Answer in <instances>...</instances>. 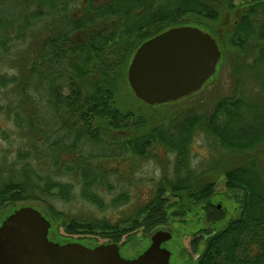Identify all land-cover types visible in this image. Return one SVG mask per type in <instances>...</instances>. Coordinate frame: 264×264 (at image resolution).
I'll return each mask as SVG.
<instances>
[{"label":"trees","instance_id":"obj_1","mask_svg":"<svg viewBox=\"0 0 264 264\" xmlns=\"http://www.w3.org/2000/svg\"><path fill=\"white\" fill-rule=\"evenodd\" d=\"M4 2L17 7L0 9V115L11 124L0 126V142H8L0 149V210L39 202L65 234L110 243L150 234L202 205L209 225L190 242L191 264H264V0ZM181 25L212 33L257 93L209 107L200 91L145 104L147 115L122 109L137 48ZM22 44L20 68L13 52ZM199 139L209 153L197 161ZM149 160L162 170L147 185L131 168ZM220 179L235 216L212 201ZM76 201L93 211L59 206Z\"/></svg>","mask_w":264,"mask_h":264},{"label":"water","instance_id":"obj_2","mask_svg":"<svg viewBox=\"0 0 264 264\" xmlns=\"http://www.w3.org/2000/svg\"><path fill=\"white\" fill-rule=\"evenodd\" d=\"M221 58L210 32L174 26L137 48L127 78L135 96L147 105L173 103L199 92ZM50 229L51 221L37 208L15 209L0 225V264H171V252L163 246L172 238L168 231H156L143 252L126 258L116 242L96 246L59 242L50 238Z\"/></svg>","mask_w":264,"mask_h":264},{"label":"rangeland","instance_id":"obj_3","mask_svg":"<svg viewBox=\"0 0 264 264\" xmlns=\"http://www.w3.org/2000/svg\"><path fill=\"white\" fill-rule=\"evenodd\" d=\"M17 7L16 3L13 2H4L0 5V9L7 10L11 12L13 9ZM209 32V31H208ZM212 34V33H211ZM218 42V41H217ZM219 44V43H218ZM221 49V46L219 44ZM27 45H19L14 49L13 54L16 56L17 64L21 60L24 59L26 54L28 53ZM222 51V49H221ZM235 60H231L229 54L225 58H221L217 71L203 86L200 90L201 97L205 100L207 105L211 107L219 98L223 96H233L240 95L244 90L245 95L251 96L257 93V89L255 88L256 84L251 79L252 76L247 75L245 72L235 73L234 72V62ZM21 63V62H20ZM19 66V64H18ZM23 64L19 67L21 68ZM4 71L0 69V73ZM12 73V72H10ZM235 73V74H234ZM199 91V92H200ZM133 92V91H132ZM129 91L126 87L123 88L122 94L120 93L119 101L120 106L124 110H132L138 114H149L148 112L151 110L146 103L137 98L135 94ZM2 96L0 95V100ZM264 99V97H263ZM191 103V102H189ZM184 104V103H183ZM181 104L180 107L184 105ZM188 105V104H187ZM264 105V103H263ZM175 109V108H173ZM153 110V109H152ZM46 118L50 119L48 112L46 113ZM10 117L7 115H0V126L8 129L11 127L9 121ZM52 120V119H51ZM50 122V120H49ZM2 147H8V142L3 140L0 142V149ZM209 153L208 145L203 141V139H199L197 141L196 147L194 149V154L197 161H200ZM2 152L0 150V156ZM120 165V162H118ZM135 171L134 175L138 179L140 176L145 177V184H152L149 181L150 178H160L161 176V167L155 160H149L144 163L135 162L134 166L131 168ZM134 185L139 186L136 181ZM133 185V186H134ZM149 188L145 187L147 191ZM217 194L212 199V201L217 205H221L222 208L226 209L228 215H237L236 211V203L233 197L227 195V190L225 187L224 179H220L216 186ZM23 206H33L35 208L39 207L43 210V213L49 216L46 208L41 205L39 202H20L15 204V207L18 209ZM62 210L72 213H88L93 211L94 208H91L90 205L86 202H73L69 204H59ZM14 205L5 206L0 210V225L2 221L13 212L15 208ZM37 208L38 210H40ZM41 211V210H40ZM45 211V212H44ZM42 212V211H41ZM43 214V215H44ZM57 222H51V229L49 236L52 240H56L59 242H69V241H77L88 246H96L102 243H108V240L103 237H87V236H78V235H68L65 234L63 229L60 228ZM226 221L224 220L221 225H224ZM208 224V223H207ZM205 215L202 210V205H193L191 211L185 212V214L181 218L172 217L165 225H161L154 232L150 234H136L131 237H123L119 242H116L120 245V251L122 255L126 258H135L141 252H143L151 243L152 235L158 230L168 231L172 234V238L164 244V247L167 248L171 252L170 261L171 264H191L196 257L195 252L190 247V242L195 236L203 237L201 233V229L206 225ZM209 225V224H208ZM111 243V242H110Z\"/></svg>","mask_w":264,"mask_h":264},{"label":"flooded vegetation","instance_id":"obj_4","mask_svg":"<svg viewBox=\"0 0 264 264\" xmlns=\"http://www.w3.org/2000/svg\"><path fill=\"white\" fill-rule=\"evenodd\" d=\"M167 242H165L164 244H166ZM164 244H163V246H164ZM122 254V253H121Z\"/></svg>","mask_w":264,"mask_h":264}]
</instances>
